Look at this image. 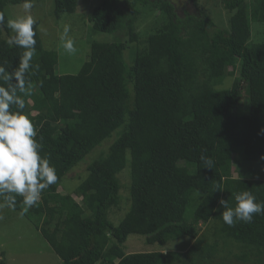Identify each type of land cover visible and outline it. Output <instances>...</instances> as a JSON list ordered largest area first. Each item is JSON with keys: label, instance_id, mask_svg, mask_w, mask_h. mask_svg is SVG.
<instances>
[{"label": "trees", "instance_id": "trees-1", "mask_svg": "<svg viewBox=\"0 0 264 264\" xmlns=\"http://www.w3.org/2000/svg\"><path fill=\"white\" fill-rule=\"evenodd\" d=\"M77 1L53 0L54 20L75 13ZM23 2L0 0V63L9 66L18 65L22 49L7 44L5 9ZM194 2L198 12L182 15L168 0H102L89 17L92 30L126 39L92 43L76 74L56 73L60 57L43 45L38 21L34 26L38 68L24 113L58 181L23 216L61 264H264V214L228 226L219 204L234 206L241 191L264 201V180L243 176L244 164L264 163V0H222L225 29ZM149 11L157 13L153 31L140 42L135 24ZM133 43L141 47L128 65ZM202 155L212 158V169ZM87 159L76 189L60 193ZM122 190L128 210L115 226L109 215L122 210ZM6 209L21 216L22 197ZM209 224L212 241H200ZM130 235L160 247L182 236L194 243L185 252L126 254Z\"/></svg>", "mask_w": 264, "mask_h": 264}, {"label": "rangeland", "instance_id": "rangeland-1", "mask_svg": "<svg viewBox=\"0 0 264 264\" xmlns=\"http://www.w3.org/2000/svg\"><path fill=\"white\" fill-rule=\"evenodd\" d=\"M177 6H183L185 0H173ZM102 0H78L77 9L72 15L64 16L59 22L55 21L52 16L53 0H33L31 14L39 22L38 32L43 45L48 49H54L60 57L61 66L56 67V73L76 74L82 63L88 60L90 45L94 42L112 43L123 38L122 32L112 34L100 33L92 30L89 17L94 7H97ZM205 12L207 16L219 28L228 27L229 14L224 9L222 0H203ZM189 7V6H188ZM192 10V8L190 7ZM9 19H14L25 14L23 4L10 5L5 9ZM157 15L156 11H149L139 17L135 24V29L141 42L153 31V20ZM65 24L71 25L70 35L76 41L77 51L73 54L67 53L61 46L60 34ZM141 44V43H140ZM140 44L133 43L128 46L125 51V63H132V55L135 53V48L141 47ZM134 56V55H133ZM129 62V63H128ZM100 150L95 151L90 158L93 159L99 154ZM233 163L237 162L238 154H233ZM90 162L87 159L80 164V167L75 169L68 178L64 179L60 184L63 189L60 193H71L79 185V180L74 178L77 174L82 173L86 165ZM248 167V168H247ZM245 174L244 178H258L264 180V163L254 162L243 165ZM122 182H128V174H123ZM126 191H121L120 206L122 210H112L109 215V220L117 226L128 210L125 200ZM17 212L8 211V209H0V253L4 257L2 259L7 264H61L60 259L51 250L45 239L37 231L34 225L29 222L23 215ZM23 216V217H22ZM213 225L209 224L202 229L199 240L211 242L212 236L208 235L212 232ZM206 234V236H205ZM211 235V234H210ZM194 243V240L182 236L175 239H170L163 247L157 244L148 245L145 237L140 235H130L124 244V251L128 253L150 252V251H178L185 252ZM211 244V243H210ZM221 244V242H219ZM218 261V259L216 258ZM216 262V261H215ZM203 261L202 264H215ZM236 263V262H235ZM182 264H193L183 258ZM197 264H201L198 262ZM239 264V263H237ZM242 264V263H240Z\"/></svg>", "mask_w": 264, "mask_h": 264}, {"label": "clouds", "instance_id": "clouds-1", "mask_svg": "<svg viewBox=\"0 0 264 264\" xmlns=\"http://www.w3.org/2000/svg\"><path fill=\"white\" fill-rule=\"evenodd\" d=\"M32 7L33 0H24L25 14L6 22L12 32L7 44L22 49L18 65L0 63V209H14L19 196L24 204L21 215L38 206L42 193L58 181L50 158L42 154L37 129L24 113L26 97L31 95L33 88L30 74L38 68L33 64L37 54L34 30L37 20L31 14ZM3 24L5 17L0 12V25ZM71 30V25L65 24L60 34L61 46L69 54L77 51ZM200 160L204 168L212 169V158L202 155ZM214 191L222 189L217 185ZM233 198L234 206L229 205L228 199L219 201L224 209L222 220L228 226L237 222L249 223L254 215L264 214V201L258 202L252 192H237Z\"/></svg>", "mask_w": 264, "mask_h": 264}, {"label": "flooded vegetation", "instance_id": "flooded-vegetation-1", "mask_svg": "<svg viewBox=\"0 0 264 264\" xmlns=\"http://www.w3.org/2000/svg\"><path fill=\"white\" fill-rule=\"evenodd\" d=\"M168 1L176 8L179 14L183 15L185 11L193 13V14H196L198 12L197 11L198 9L195 6V3H196L194 2L195 0H185V3L183 4V6L181 5L180 7L177 6V4L173 0H168ZM201 5H203V0H201ZM190 7L192 8V10L190 9Z\"/></svg>", "mask_w": 264, "mask_h": 264}]
</instances>
